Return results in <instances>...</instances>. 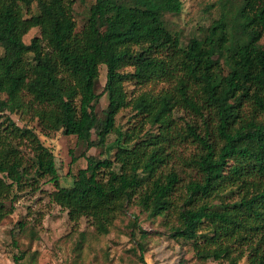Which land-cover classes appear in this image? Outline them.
Returning a JSON list of instances; mask_svg holds the SVG:
<instances>
[{
    "label": "trees",
    "instance_id": "obj_1",
    "mask_svg": "<svg viewBox=\"0 0 264 264\" xmlns=\"http://www.w3.org/2000/svg\"><path fill=\"white\" fill-rule=\"evenodd\" d=\"M73 2L0 0V222L19 192L47 179L50 201L99 234L136 202L149 217H164L168 235L200 260L264 264V0H216L218 15L185 45L166 18L181 12V0H94L80 29ZM32 28L39 34L25 43ZM101 66L107 104L98 112ZM128 80L171 86L130 97ZM126 107L158 133H122L115 117ZM178 110L187 113L183 125ZM30 121L109 156L87 155L72 184L61 186L54 155ZM175 140L197 148L182 161L195 173L186 182L162 170ZM139 232L147 264V233Z\"/></svg>",
    "mask_w": 264,
    "mask_h": 264
},
{
    "label": "rangeland",
    "instance_id": "obj_2",
    "mask_svg": "<svg viewBox=\"0 0 264 264\" xmlns=\"http://www.w3.org/2000/svg\"><path fill=\"white\" fill-rule=\"evenodd\" d=\"M73 17L76 28L83 27L94 0H73ZM182 10L178 15H167L171 27L177 31L182 45L194 36H201L202 31L211 19L218 15L216 0H181ZM213 5V6H211ZM39 34L38 28H32L23 41L29 43L33 36ZM264 44V36L261 40ZM1 52V50H0ZM131 71V68H126ZM106 80V68L100 67V75L95 86L96 93H102L95 106L101 112L107 104L103 87ZM171 83L166 81H150L135 84L132 80L125 82L130 97L142 92L158 93L168 88ZM15 121L20 120L13 116ZM178 124L183 125L187 113L178 110L174 113ZM140 116L130 107L119 111L115 117V125L122 132L132 129L140 130V138L158 133L156 126L140 120ZM42 143L53 153L61 186H70L80 168L86 166L87 155L104 158L107 153L101 147L86 149L85 145L75 136L60 132L44 133L36 121H30ZM116 133H111L107 143H112ZM168 163L162 168L164 172L173 169L186 182L195 173L183 165V159L197 151L194 144L185 141H172L169 147ZM113 152V151H112ZM111 152V153H112ZM84 153V155H83ZM27 156L30 153L25 152ZM117 169V166H114ZM54 189L51 181L44 179L37 191L29 189L19 192L13 202V210L0 222V264H141L140 252L136 242L139 229L147 234L142 239L145 247L143 257L147 264H228L226 260H200L196 257L189 244L172 239L164 225V217L151 218L141 211L136 202L126 207L119 214L108 232L99 234L90 220L81 218L77 223L69 220L67 211L51 202L48 193ZM229 200L237 199L236 194ZM9 209V202L6 203ZM133 221L137 227L133 226ZM139 227V228H138ZM134 229L135 237L131 231ZM20 257V258H19ZM238 264H248L243 258Z\"/></svg>",
    "mask_w": 264,
    "mask_h": 264
}]
</instances>
